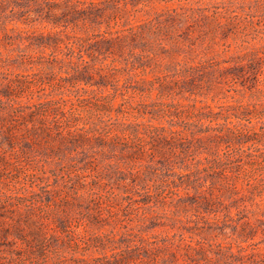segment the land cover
I'll list each match as a JSON object with an SVG mask.
<instances>
[{"label":"rangeland","instance_id":"374dc122","mask_svg":"<svg viewBox=\"0 0 264 264\" xmlns=\"http://www.w3.org/2000/svg\"><path fill=\"white\" fill-rule=\"evenodd\" d=\"M130 1L133 2L129 5L132 11L126 26H109L106 22L99 23L102 19H98L88 27L80 23L82 27L73 29L70 26L68 29L70 34L89 38L82 49L85 60L93 65L89 69L93 74L92 83L100 79L99 68L114 65L120 83L125 90L130 88L125 95L118 93L112 99V116L116 117L123 110L128 117L125 121L143 123L140 129L147 133L148 123L166 127L173 123V128H178V117L188 119L190 113L200 110L216 112L222 105L240 107L230 114L237 112L241 116L234 118L232 115L219 120L222 123L219 128L225 134L223 139L198 140L203 135H193L189 131L184 135L191 142L177 140L170 143L167 138L160 139L159 147L166 154H157L154 160L149 155L133 160L114 156L108 149L95 145L94 148L85 146V154L89 156L83 158V148H79L75 154L79 165L92 169H82L83 173L91 172L92 179L97 182L88 185H96L98 189L112 188L117 194L114 210L121 217L126 216L124 208L129 201H135L138 209L134 213L131 207L128 217H135L132 222L135 227L140 224L150 226L151 219H154L158 225L146 232L152 239L153 236L160 240L169 238V241L178 243L184 236L182 244L197 248L200 247L199 241L205 242V247L211 250L210 258L196 264H264V0ZM134 8L141 10L134 12ZM225 12L224 17L222 13ZM29 13L34 19L39 18L33 0L10 1L6 10L9 16L7 27L0 32V55L12 61L10 70L14 74H47L52 70L49 62L36 59L30 63L22 58L23 54H40L39 50L28 48L27 36L34 32L37 35L60 30L61 27H53L42 18L22 22ZM169 15L176 16V19ZM144 24L147 42L128 39L123 50L117 46L108 49V44L96 43L99 38L95 35L99 33L109 39L118 34L129 36L130 30L123 29L133 26L134 31H139L137 26ZM7 33L17 39L13 45L4 39ZM44 51L46 56L51 53V49ZM93 52L95 60L92 61ZM142 65L147 66L145 72ZM168 65L176 72L170 79L180 80L181 91L179 93L175 88L171 90L172 96H161L158 84L150 88L158 72L150 71L162 70ZM62 75L67 74L63 72ZM144 78L146 82H143ZM134 85L139 86L141 92L131 89ZM79 88L81 94L85 90L90 94L97 92V96L113 93L111 86L97 89L82 83ZM64 91L66 94L70 92L67 88ZM66 98L79 105L75 96ZM21 100L26 102L28 98ZM204 106L210 108L203 109ZM80 109L85 119L87 109ZM240 132L256 134L258 146L263 150L255 147L248 137L239 136ZM27 148L34 155L36 147ZM206 157L220 162L212 160L206 164ZM92 159L95 161L88 164ZM197 161L201 162V168L209 167L208 170L197 172ZM26 162L39 173L50 171L54 166L46 165L41 159ZM59 168L63 172L61 166L56 169ZM18 174L19 177L16 171L8 172L1 183H38L32 176ZM120 177H125L127 182L119 180ZM100 178L106 183H99ZM198 178L203 183H197ZM144 215L145 221H140ZM83 217L87 219L86 225ZM93 219L92 213L83 216L76 209L67 228L77 229L79 226L86 237L110 230L109 226L100 228L93 224ZM50 242L63 246L62 240L55 237L50 238ZM64 247L66 251L71 249L66 243ZM185 251L179 250L182 257ZM90 254L98 255L94 251ZM181 263L191 264L189 260L176 264Z\"/></svg>","mask_w":264,"mask_h":264},{"label":"trees","instance_id":"16d2710c","mask_svg":"<svg viewBox=\"0 0 264 264\" xmlns=\"http://www.w3.org/2000/svg\"><path fill=\"white\" fill-rule=\"evenodd\" d=\"M10 1L0 0V32L7 27L9 16L6 15V10L10 6ZM33 1L39 18L61 29L48 33L41 32L37 35L34 32L33 35L27 36L28 48L39 50L40 54H23L22 58L30 63H34L36 59L49 62L52 70L47 74L42 72L14 74L10 70L12 61L0 55V264H168L173 262L176 264L181 260H185V263L189 260L191 264H196L210 258L211 250L205 247L203 241H199L200 247L197 248L187 243L182 244L185 240L184 236L180 237L178 243L169 241V238L160 240L155 236L153 239L147 236L148 228L158 225L154 223V219H151L150 226L146 227L142 224L133 226L135 217H128V210L132 207L135 213L138 209L134 205L135 201H129V205L124 208L125 217L119 216L114 210L116 206L114 202L117 201L115 191L112 188L98 189L96 185L89 186L88 183L97 182L92 179L91 172L84 174L82 169L89 170L91 166L81 167L75 154L79 152V148H83V158H87L89 154H85L87 151L85 146L94 148L95 145L108 149L114 156L133 160L144 159L149 155L148 157L154 160L157 154L163 156L166 154L159 147L160 139L167 138L170 143L177 140L191 142L192 140L184 135L188 131L193 135H203L197 138L198 140L223 139L225 134L219 128L222 125L219 120L232 115L234 118H240L241 113L230 114L231 111H238L240 107L222 105L218 106L219 111L216 112L212 109L208 112L193 111L188 119L178 117L180 120L178 128H173V123L170 127L148 123V133L141 131L140 127L143 123L125 121V117H128L123 110L113 117L112 99L118 93L125 95L130 88L125 86L127 89L125 90L124 85L120 83L118 70L114 65H110L107 69L99 68L100 79L92 83L93 74L89 73V69L93 68V65L85 60L82 49L89 38L70 34L68 29L70 26L73 29L88 27L98 19H102L99 23L106 22L109 26L112 24L126 26L132 11L129 5L133 2L130 0ZM140 10L134 8L133 11ZM11 11L13 12L14 8ZM225 14L226 12L222 13V16ZM32 16L29 13L22 22L39 19H34ZM104 17L107 18L105 21ZM169 17L176 19L174 15ZM137 27L139 31H134L133 26L123 29L130 30L129 36L118 34L109 39L99 33L95 35V38H99L96 43L98 45L106 43L108 49L117 46L123 50L128 39L147 42L146 24ZM4 39L11 45L17 41L8 33ZM45 49H51L48 56L43 54ZM91 60H95L94 52L91 54ZM171 67L168 65L162 70L150 71L158 72L150 88L153 89L158 84L161 96H172L171 90L175 88L179 89V93L181 91L180 80L170 79L176 73ZM55 68L59 70L53 71ZM142 68L145 72L147 66L142 65ZM63 72L67 75L63 76ZM146 81L144 78L143 82ZM82 83L96 86L97 89L111 86L113 93L105 95L101 93L97 96V92L90 94L91 92L85 90V93L81 94L82 89L79 85ZM66 88L70 91L69 94L65 93ZM131 89L141 92V88L136 85ZM67 96H75L79 105L70 102ZM23 97H27L28 101L23 102L21 100ZM80 108L87 109L88 115L84 116L85 119L81 116ZM206 108L210 107L204 106L203 109ZM141 133L146 134L148 138ZM238 135L248 137L255 147L263 150L258 146L256 134L240 132ZM28 146L36 147L34 155L27 148ZM38 156H41V161L46 165H54L50 171L39 173L32 169L31 163L26 162L29 159L40 161L37 159ZM205 160L206 164L212 160L220 162L216 158L209 159V157ZM94 161L95 159L89 160L88 164L91 165ZM200 165L201 162L197 161L195 164L197 172L203 173L209 168L207 166L201 168ZM59 166L62 167L63 172L60 168L56 169ZM12 171H16L18 177V173L32 176L38 183H1L5 175ZM237 177H239L238 173ZM119 180L127 182L125 177H120ZM98 182L106 183L102 178ZM72 183L73 185H70ZM197 183L203 182L198 178ZM76 209L83 216L92 213L95 218L91 220L93 224L99 225L100 228L109 226L110 230L104 234L96 233L92 237H86V233H81L79 226L77 229L67 228ZM145 219L144 215L140 221L144 222ZM83 220L86 225L87 219L83 217ZM54 237L61 239L63 246L50 242V238ZM65 243L71 248L70 251H66ZM180 249L186 250L184 257L179 253ZM90 251L98 255L90 254Z\"/></svg>","mask_w":264,"mask_h":264}]
</instances>
